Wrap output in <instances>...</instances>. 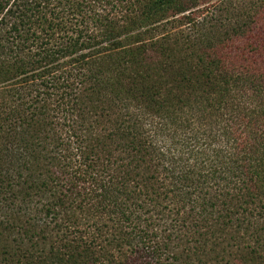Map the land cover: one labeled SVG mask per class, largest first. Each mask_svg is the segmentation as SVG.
I'll list each match as a JSON object with an SVG mask.
<instances>
[{"label":"trees","instance_id":"trees-1","mask_svg":"<svg viewBox=\"0 0 264 264\" xmlns=\"http://www.w3.org/2000/svg\"><path fill=\"white\" fill-rule=\"evenodd\" d=\"M0 264H264V0H0Z\"/></svg>","mask_w":264,"mask_h":264}]
</instances>
